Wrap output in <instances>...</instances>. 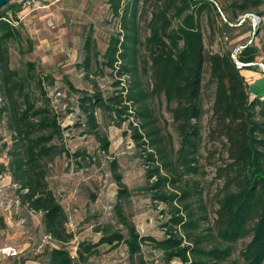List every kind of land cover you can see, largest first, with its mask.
Listing matches in <instances>:
<instances>
[{
	"label": "trees",
	"instance_id": "16d2710c",
	"mask_svg": "<svg viewBox=\"0 0 264 264\" xmlns=\"http://www.w3.org/2000/svg\"><path fill=\"white\" fill-rule=\"evenodd\" d=\"M11 1L8 0L0 11V122L4 123L12 141L11 146L7 142L2 146L1 152H6L9 160L6 166H0V178L9 175L11 183L20 187L16 193L21 207L41 214L44 234L51 237L53 246L45 247L37 260L39 264H86L100 253L98 248L114 250L121 245L126 247L133 260L141 255L146 242L153 243L157 250L162 251L167 263L178 259L183 264H192L189 252L197 260L201 250L182 246L183 239L173 234L175 227L185 229L194 222L186 221L182 210L174 205L181 200L180 204L184 202L187 208V194L184 191L183 196L166 194L162 190L170 180L161 174V165H154L155 152L165 166L168 162L159 131L154 126L150 101L157 97L165 99L180 138L179 164L192 171L202 137L206 65L210 73L208 86L213 90L211 112L227 142L230 160L223 170L227 191L219 202L218 236L227 244H236L250 237L242 253L244 263L264 264V99H251L249 86L241 74L242 70L252 69L253 64H257L259 48L253 43L246 44L235 59L231 51L207 54L201 17L206 9L220 17L215 3L209 0H109L113 19L119 22L122 33L112 35L106 52L102 55L96 52V55L102 57L105 68L120 78L129 77V87L127 90L122 88L120 95L106 100L99 92L90 95L77 90L67 80L65 83L71 93L81 95L79 108L92 132L96 129L98 108L109 110L120 121L129 115L139 119V126L130 125L131 138L138 156L147 163V180L156 179L148 191L153 193L155 200L174 205L172 227L167 233L169 238L162 241L143 238L134 223L123 215L121 205L117 204L114 208L116 220L123 229L104 226L98 230L101 239L96 244L80 243L73 257L67 249L74 239L67 230L68 216L46 182L48 164L58 156L68 155L62 143L60 115L52 109L44 87L46 80L49 87H54L55 80L51 76L41 78L34 62L24 63L18 70L10 68L12 46L21 57L34 53V42L19 19L22 4L12 5ZM263 5L264 0H228L221 7L226 16L225 27L229 31L241 28L240 35H252L256 29L252 28L251 20L244 17L250 13L261 17L263 14L258 10ZM146 6L150 8L149 35L142 42L139 39V18L141 9ZM91 46L89 37L85 51L89 53ZM142 49L147 59L141 56ZM89 61L87 57L86 63ZM237 63L243 67L239 68ZM140 64L145 69L140 68ZM140 71L150 74L151 87L148 90L142 84ZM116 85L123 84L118 82ZM98 139L102 151L107 152V138L99 136ZM120 179L116 178L119 186L124 187ZM175 182L177 180L172 183ZM24 191L26 193H21ZM120 192L127 195L125 188ZM186 214L190 217V212ZM5 227L4 219L0 217V229ZM203 254L215 259H226L230 255L228 251L216 249ZM0 259L16 262L20 255ZM19 264H26V260Z\"/></svg>",
	"mask_w": 264,
	"mask_h": 264
},
{
	"label": "rangeland",
	"instance_id": "374dc122",
	"mask_svg": "<svg viewBox=\"0 0 264 264\" xmlns=\"http://www.w3.org/2000/svg\"><path fill=\"white\" fill-rule=\"evenodd\" d=\"M34 1L12 0L11 4H22L24 11L28 8L31 10ZM40 1L47 2V0ZM209 1L215 3L220 17L207 9L201 17L200 25L206 53L231 51L236 55L246 44L253 43L260 50V58L257 60L259 67H256V71H264L260 66V64L264 66V5L258 10L263 14L261 17L255 13L247 15L251 20L252 28H256L255 35L254 33L240 35L241 28H231L229 31L224 25L226 16L221 12V7L228 0ZM64 2L67 3L65 8L68 9L64 19H60L56 13L49 15V19L38 17L40 26L35 33L30 31L29 27H24L26 34L34 42V53L21 57L17 49L12 46L10 68L18 70L24 63L34 62L41 78L51 76L55 80L54 87H49V81H44L48 97L51 98L57 92L63 96L60 104L65 105L66 109L59 110V121L66 122L65 127H62V143L68 155L58 156L48 164L46 182L68 216L67 230L74 236L73 241L67 245L71 255L76 256L78 245L82 242L96 244L102 236L98 230L104 226L112 225L118 230L123 229L116 220L114 208L117 204L121 205L123 215L134 223L141 237L158 241L167 239L169 238L167 233L172 227L171 218L175 205L182 210L186 221L194 222L185 229L175 227L173 232L174 236L183 239L182 246L201 250L202 253L197 256V260L193 258L192 252H189L192 264L197 262L245 264L242 253L251 238L247 237L236 244H227L218 236L219 202L227 191L223 170L230 160L227 142L211 112L213 90L208 86L210 79L208 65L204 74L205 113L201 120L202 137L195 163L191 166L192 171L179 164L180 138L165 99L157 97L150 101L154 126L159 131L161 145L165 148L164 154L167 155L168 162L165 166L160 155L155 152L154 165H161V174L170 180L162 190L166 194L182 196L184 191L187 194V208L184 207V202L180 204L181 200L176 201L174 205L159 202L153 198V193L148 191L156 179L147 180V163L138 156L131 138L130 125L139 126V119L129 115L123 117L124 121H120L113 117L109 110L98 108L95 113L96 129L92 132L79 108L81 95L71 93L65 83L67 80L77 90L90 95L99 92L106 100L120 95L122 88L127 90L129 87L131 79L120 78L117 73L105 68L100 56L106 52L111 36L122 33L119 22L113 19L109 0H65ZM149 9V6H146L140 12L139 39L142 42L149 35L147 27L150 19ZM37 12L39 11L35 13ZM89 37L92 46L88 53L84 47ZM40 39H46L47 46H42ZM96 52H100V55L97 56ZM141 52L143 59H147L146 52L143 49ZM87 57L90 59L89 63H86ZM139 67L145 69L142 64ZM146 70L148 71V67ZM243 71L256 74L253 69ZM254 76L257 79L250 86L247 83L252 100L254 97L261 99L264 95V73ZM140 77L144 88L150 89V74L140 71ZM118 82L123 85H116ZM122 96L126 97V93L122 92ZM1 100L0 97V102ZM132 112L133 110L130 114ZM71 113L74 114L73 117L67 120ZM99 136L107 138L109 142L107 152L102 151ZM6 142L9 146L12 145L11 135L6 131L4 123L0 122V166L8 164L6 152H1ZM77 154L82 156L78 157ZM117 177L121 178L124 187L119 186ZM3 178L5 180L0 184L4 186L7 195L19 196L11 189L10 176L6 174ZM173 180L177 182L172 183ZM123 188L126 189L127 195L121 194L120 190ZM2 209H0V217L4 219L6 227L0 229V247H14L20 252V259L16 262L0 259V264H19L21 260H26V264H39L37 261L39 255L47 247L43 246L42 242L45 234L41 224V214L29 212L23 207L18 211ZM186 212H190V217ZM214 249L221 252L228 251L230 255L226 259H215L203 254ZM98 250L100 253L86 264H183L178 259L167 263L163 252L157 250L151 242H146L142 246L141 255L133 260L124 245L114 250L108 247H100Z\"/></svg>",
	"mask_w": 264,
	"mask_h": 264
},
{
	"label": "crops",
	"instance_id": "0c3cea01",
	"mask_svg": "<svg viewBox=\"0 0 264 264\" xmlns=\"http://www.w3.org/2000/svg\"><path fill=\"white\" fill-rule=\"evenodd\" d=\"M65 0H47L46 3H42L40 0H35L33 3L32 9L29 10L30 8L26 10H22L21 16L19 17L20 22L22 25L25 27H29L33 33H35L39 26L40 23L37 21V18H44L47 17L48 19L50 18L49 15H53V13H56V15L60 16V19H64V14L68 11V9L65 8L67 6V3L64 2ZM41 10V11H40ZM29 11V12H28ZM36 11H39L35 13ZM40 42L43 43L42 46H47V40L46 39H40ZM256 67L258 68L259 65H255L254 68V75H261L264 73V71H256ZM242 76L245 78L246 82L249 84L253 83L257 79L252 73H248L245 71H241ZM259 77V76H258ZM256 97H254L255 99ZM261 99H264V95Z\"/></svg>",
	"mask_w": 264,
	"mask_h": 264
},
{
	"label": "built area",
	"instance_id": "2783aa9c",
	"mask_svg": "<svg viewBox=\"0 0 264 264\" xmlns=\"http://www.w3.org/2000/svg\"><path fill=\"white\" fill-rule=\"evenodd\" d=\"M240 68V67H239ZM62 94L60 92H57L55 95H53L50 100H51V107L52 109L57 113L59 114V110L60 109H66V106L65 105H61L60 104V101L62 100ZM73 113L70 114V116H68L66 119L67 120H70L72 117H73ZM66 122L63 121L61 123V126L62 127H65L64 125ZM5 179L3 177L0 178V183L2 181H4ZM11 189L16 193L20 187L15 185V184H11ZM21 193H26L25 191L24 192H21ZM21 207V202H20V198L19 196H16V195H13V196H8L7 193H6V190L4 188V186H1L0 184V209H5V210H13V211H18ZM2 209V210H3ZM22 223H24L22 221ZM43 246H51L53 245L52 244V239L50 236H44V239H43ZM20 255V252H18L14 247H11V246H2L0 247V257L1 258H16V257H19Z\"/></svg>",
	"mask_w": 264,
	"mask_h": 264
},
{
	"label": "water",
	"instance_id": "95a60500",
	"mask_svg": "<svg viewBox=\"0 0 264 264\" xmlns=\"http://www.w3.org/2000/svg\"><path fill=\"white\" fill-rule=\"evenodd\" d=\"M7 2H8V0H0V11L6 6V4H7ZM246 18H249V16H246L244 19H246ZM255 27V26H254ZM256 29V28H255ZM254 35H255V33H254ZM242 49V48H241ZM236 55H234L233 54V58L235 59L236 57H235ZM237 65L240 67V68H242L243 67V65H241V64H238L237 63ZM254 65H259V64H253V66ZM260 66L263 68V70H264V66L263 65H261L260 64Z\"/></svg>",
	"mask_w": 264,
	"mask_h": 264
}]
</instances>
